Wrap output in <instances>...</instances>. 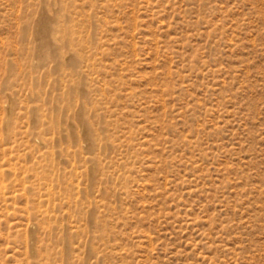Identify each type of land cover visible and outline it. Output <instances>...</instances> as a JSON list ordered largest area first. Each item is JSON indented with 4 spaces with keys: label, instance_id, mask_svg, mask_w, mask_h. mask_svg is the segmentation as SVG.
Masks as SVG:
<instances>
[{
    "label": "rangeland",
    "instance_id": "1",
    "mask_svg": "<svg viewBox=\"0 0 264 264\" xmlns=\"http://www.w3.org/2000/svg\"><path fill=\"white\" fill-rule=\"evenodd\" d=\"M0 264H264V0H0Z\"/></svg>",
    "mask_w": 264,
    "mask_h": 264
},
{
    "label": "bare ground",
    "instance_id": "2",
    "mask_svg": "<svg viewBox=\"0 0 264 264\" xmlns=\"http://www.w3.org/2000/svg\"><path fill=\"white\" fill-rule=\"evenodd\" d=\"M42 21V20H41ZM49 34V27L47 22L42 21L36 29V35L41 40L40 44V52H42L43 49H46L49 46V41L47 39V36Z\"/></svg>",
    "mask_w": 264,
    "mask_h": 264
}]
</instances>
